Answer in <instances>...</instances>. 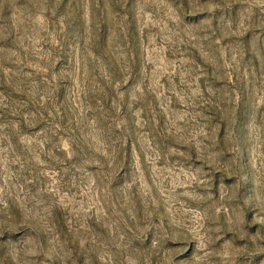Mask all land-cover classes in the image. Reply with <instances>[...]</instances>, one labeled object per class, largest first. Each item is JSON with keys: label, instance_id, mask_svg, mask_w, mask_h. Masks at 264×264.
I'll use <instances>...</instances> for the list:
<instances>
[{"label": "rangeland", "instance_id": "rangeland-1", "mask_svg": "<svg viewBox=\"0 0 264 264\" xmlns=\"http://www.w3.org/2000/svg\"><path fill=\"white\" fill-rule=\"evenodd\" d=\"M0 264H264V0H0Z\"/></svg>", "mask_w": 264, "mask_h": 264}]
</instances>
